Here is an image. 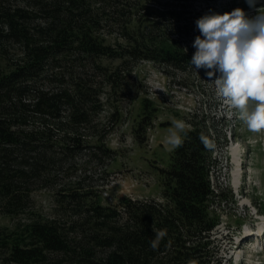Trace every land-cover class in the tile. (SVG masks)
Segmentation results:
<instances>
[{"label": "trees", "instance_id": "1", "mask_svg": "<svg viewBox=\"0 0 264 264\" xmlns=\"http://www.w3.org/2000/svg\"><path fill=\"white\" fill-rule=\"evenodd\" d=\"M182 1L0 0V217L15 220L0 225L2 264H221L213 204L232 193L218 178L216 155L225 157L228 142L216 111L199 105L185 117L182 146L158 168L159 198L101 204L76 174L80 154L111 158L103 143H86L106 88L129 91L143 60L166 74L192 67ZM140 105L139 144L155 109L146 97ZM46 186L59 187L53 211L42 215L31 211L32 194ZM157 230L167 235L153 250Z\"/></svg>", "mask_w": 264, "mask_h": 264}, {"label": "rangeland", "instance_id": "2", "mask_svg": "<svg viewBox=\"0 0 264 264\" xmlns=\"http://www.w3.org/2000/svg\"><path fill=\"white\" fill-rule=\"evenodd\" d=\"M261 6H264V0H258L256 7ZM181 8L187 12L188 22H191L186 25L188 33L182 38L195 51L193 42L200 35L196 21L200 17L213 13L222 15L236 8L244 9L249 17L257 14L245 0H183ZM101 62L112 67L118 60L102 59ZM219 75L217 72L216 76ZM215 78L209 79L205 69L195 70L194 66L185 73L170 71L166 74L150 61L137 62L130 74L131 89L114 92L106 88V94L100 98L101 109L87 131L93 134L87 135L88 146L95 148L103 143L113 151L111 158L102 156L99 161V153L96 156L80 154L75 159L76 174L83 178L84 184L97 190L96 199L101 204H115L122 195L159 198L162 176L158 168L168 165L173 149L165 142L172 121L185 122L189 112L199 105L216 111L222 119L219 125L224 124L223 132L228 142L225 157L220 153L216 155L222 162L218 178L232 193L228 202L213 204L220 215V222L212 231L219 247L217 256L221 258V264H264V248L257 253L264 246V238L246 241L251 229L258 235L260 227L264 229V214L256 212L255 208L258 206L259 210H264V130L252 132L248 129L240 119L239 110L218 95L213 82ZM95 80L100 85L103 83L100 76H95ZM144 97L155 109L146 128L145 140L139 144L134 139L133 130L141 118L140 102ZM249 104L251 107L254 102ZM58 178L59 182L64 181L66 174L62 173ZM216 180L214 173L213 181ZM57 187L36 189L32 194L31 211L51 214L53 193ZM14 221V218L0 217L1 226L12 228Z\"/></svg>", "mask_w": 264, "mask_h": 264}, {"label": "clouds", "instance_id": "3", "mask_svg": "<svg viewBox=\"0 0 264 264\" xmlns=\"http://www.w3.org/2000/svg\"><path fill=\"white\" fill-rule=\"evenodd\" d=\"M245 2L255 9V16L236 8L222 15L206 14L196 21L200 35L193 42L196 51L190 64L195 70L205 69L209 79L216 77L213 82L218 95L239 110L240 119L250 131L260 132L264 130V6L257 8L258 0ZM250 101L254 102L251 107ZM185 129L184 121L174 119L166 144L181 147L180 133ZM200 139L206 148L212 146L203 134ZM166 235V230L155 232L150 242L153 250Z\"/></svg>", "mask_w": 264, "mask_h": 264}, {"label": "bare ground", "instance_id": "4", "mask_svg": "<svg viewBox=\"0 0 264 264\" xmlns=\"http://www.w3.org/2000/svg\"><path fill=\"white\" fill-rule=\"evenodd\" d=\"M262 228H264V225H262ZM261 230H262V229H261V227H260V229H259V231H258L259 234H261V232H262L264 229H263L262 231H261ZM250 233H251V232H250Z\"/></svg>", "mask_w": 264, "mask_h": 264}]
</instances>
